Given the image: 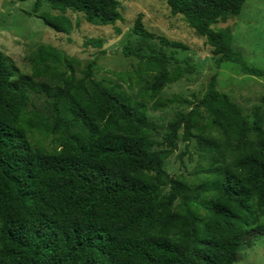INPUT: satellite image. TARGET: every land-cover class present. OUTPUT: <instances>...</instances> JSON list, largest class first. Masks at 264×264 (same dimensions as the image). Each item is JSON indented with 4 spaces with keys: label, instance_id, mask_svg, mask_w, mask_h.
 <instances>
[{
    "label": "trees",
    "instance_id": "obj_1",
    "mask_svg": "<svg viewBox=\"0 0 264 264\" xmlns=\"http://www.w3.org/2000/svg\"><path fill=\"white\" fill-rule=\"evenodd\" d=\"M166 1L206 39L217 65L238 64L244 74L264 78L232 48L231 31L214 28L241 15L247 0ZM45 4L55 14L40 13ZM69 12L96 27L123 19L118 0H36L33 8L59 36L77 26ZM134 34L187 49L150 33L142 15ZM84 45L102 49L105 42ZM124 53L139 58L137 85L150 76L136 102L123 86L95 80L94 60L78 78L80 62L44 44L32 74L17 76L0 51V264H237L243 249L264 238L262 108L251 123L218 90L216 75L202 99H164L166 86L188 75L168 68L178 60L128 47ZM31 92L52 100L51 116L30 108ZM175 106L181 110L162 133L149 111ZM36 134L50 137L52 147ZM193 140L200 184L166 170L181 143L192 155Z\"/></svg>",
    "mask_w": 264,
    "mask_h": 264
},
{
    "label": "rangeland",
    "instance_id": "obj_2",
    "mask_svg": "<svg viewBox=\"0 0 264 264\" xmlns=\"http://www.w3.org/2000/svg\"><path fill=\"white\" fill-rule=\"evenodd\" d=\"M36 0H0V51L7 57L17 76L31 75L33 58L42 45H51L66 55L76 58L77 77H82L86 64L94 60L97 71L94 78L108 87L123 86L135 102L139 101L137 92L150 76H143L144 82L137 85L138 78L133 71L138 67L137 56H125V49L142 52L144 55L164 53L174 57L178 64L171 63L169 69L180 67L188 75L176 84L167 85L161 93L164 99L175 95L192 99H202L207 86L216 75L218 90L239 105L244 114L254 122L256 108L261 107L264 114V78L253 77L242 72L240 65L223 63L217 65L212 48L206 39L196 33L181 15L174 16L166 0H118L122 20L114 26L96 27L88 24L81 15L68 13L77 24L70 36H59L46 26L45 22L33 13ZM52 12L45 4L40 13ZM31 13V15H29ZM55 14V12H52ZM142 15L145 28L170 43H181L186 50L163 45L160 40L142 41L134 34V25ZM216 30L229 29L233 34L232 48L243 54L249 67L264 71V0H247L245 8L238 17L230 18L226 23L214 25ZM88 39H101L105 42L102 49L86 47ZM131 86V87H130ZM30 108H35L46 116L52 114V100L45 94L30 93ZM150 107V105H148ZM181 108L172 107L163 111H149L150 117L163 128ZM36 140L47 148L52 147V139L36 134ZM193 140L190 151L185 153L186 145L180 144L177 151L166 163V170L173 178H181L188 183L200 184L204 174L201 171L200 158ZM184 154V155H182ZM237 264H264V238H261L241 252Z\"/></svg>",
    "mask_w": 264,
    "mask_h": 264
}]
</instances>
